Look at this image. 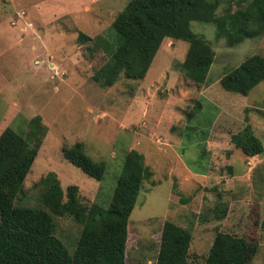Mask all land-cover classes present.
<instances>
[{
  "label": "rangeland",
  "instance_id": "rangeland-1",
  "mask_svg": "<svg viewBox=\"0 0 264 264\" xmlns=\"http://www.w3.org/2000/svg\"><path fill=\"white\" fill-rule=\"evenodd\" d=\"M127 1L0 0V132L24 135L35 115L41 127L33 129L40 143L18 202L40 206L38 181L52 172L62 191L74 184L81 203L105 207L124 155L135 149L151 175L127 219V264L154 263L165 220L190 231L187 264L203 263L218 231L240 240L244 264H264V81L245 95L218 81L246 57L264 54V31L228 46L214 39L211 23L192 21L214 52L203 83L178 68L187 43L165 38L142 79L121 74L101 86L92 74L107 53L96 45L114 38L110 25ZM245 124L261 153L244 156L230 142ZM75 142L105 162L101 180L62 157L61 147ZM223 206L216 219L215 207ZM53 222L72 253L81 224L67 214Z\"/></svg>",
  "mask_w": 264,
  "mask_h": 264
},
{
  "label": "trees",
  "instance_id": "trees-1",
  "mask_svg": "<svg viewBox=\"0 0 264 264\" xmlns=\"http://www.w3.org/2000/svg\"><path fill=\"white\" fill-rule=\"evenodd\" d=\"M192 21L211 23L214 39L223 38L232 46L264 31V0H128L110 25L114 38H99L96 46L107 53V59L92 74L93 81L108 86L121 74L142 79L160 43L168 38L187 43L178 68L188 80L203 83L214 52L204 35L191 29ZM218 81L224 90L245 95L264 81V54L246 57ZM28 124L24 135L10 127L0 132V264H127V219L142 181L151 175L143 155L135 149L124 155L105 207L81 203L74 184L62 191L52 172L38 181L43 187L40 206L23 205L17 196L39 147L40 138L33 130L41 128L39 116ZM229 140L244 156L262 152L249 124ZM61 154L88 177L102 179L105 162L89 157L82 142L62 146ZM224 212V206L215 207V218L224 217ZM62 214L81 224L72 253L54 234L53 216ZM190 238L187 228L163 221L153 264H187ZM243 255L237 237L218 231L202 264H244Z\"/></svg>",
  "mask_w": 264,
  "mask_h": 264
}]
</instances>
